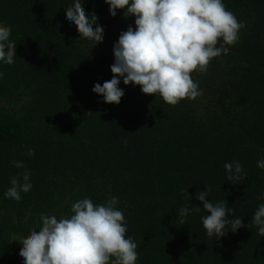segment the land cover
Instances as JSON below:
<instances>
[{
    "label": "trees",
    "instance_id": "obj_1",
    "mask_svg": "<svg viewBox=\"0 0 264 264\" xmlns=\"http://www.w3.org/2000/svg\"><path fill=\"white\" fill-rule=\"evenodd\" d=\"M73 0H0V22L17 45L14 63L0 64V264H24L26 239L40 216H69L85 197L95 204L117 197L137 243L136 264H264V237L251 222L264 203V0H223L243 24L227 55L206 73L193 71L202 95L165 103L140 86L109 104L92 91L113 76L114 43L135 17L105 0H82L98 16L104 40L79 37L65 9ZM219 46V44L217 45ZM35 152L28 156V150ZM22 161L23 169L14 167ZM239 161L244 179L229 182L223 165ZM31 173L33 187L16 201L5 198L10 179ZM223 201L230 226L208 237L198 191ZM192 209L183 219L178 210ZM200 207V211H194Z\"/></svg>",
    "mask_w": 264,
    "mask_h": 264
},
{
    "label": "clouds",
    "instance_id": "obj_2",
    "mask_svg": "<svg viewBox=\"0 0 264 264\" xmlns=\"http://www.w3.org/2000/svg\"><path fill=\"white\" fill-rule=\"evenodd\" d=\"M105 3L113 17L118 10H124L126 18L135 17V26L129 25L114 43L112 78L103 84L95 83L92 89L109 104H119L125 95L119 86L121 79L125 85L140 86L142 93L155 94L173 106L185 98L196 99L202 91L190 74L206 73L213 58L227 55L226 45L238 41L243 27L223 0H105ZM65 14L79 37L95 45L103 42L104 29L98 16L88 13L82 0H73ZM10 35V26L0 22V64H13L17 55V45ZM3 75L0 72V79ZM27 155L34 156V150L29 149ZM13 165L24 168L19 160ZM223 167L229 182L246 178L239 161L226 162ZM257 167L264 169V158L257 161ZM30 176L28 171L12 176L5 198L20 201L21 193L32 190ZM205 186L206 190L198 191L196 198L207 213L201 217L206 235L219 240L229 231L226 226L233 233L244 227V220L227 218L232 210L223 201L214 204L207 199L211 188ZM118 203L117 197L102 204L85 197L72 204L69 216L41 214L39 231L33 230L28 238L15 240L22 245L20 259L24 264H136L138 245L126 236L127 222L116 207ZM191 211L187 206L178 210L181 223ZM194 211L199 212L200 207ZM251 222L264 237V203L258 205Z\"/></svg>",
    "mask_w": 264,
    "mask_h": 264
}]
</instances>
